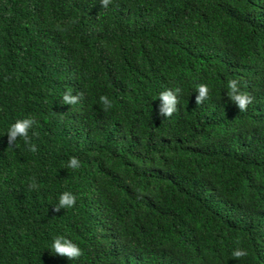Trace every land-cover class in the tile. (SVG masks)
Returning <instances> with one entry per match:
<instances>
[{
  "label": "trees",
  "instance_id": "16d2710c",
  "mask_svg": "<svg viewBox=\"0 0 264 264\" xmlns=\"http://www.w3.org/2000/svg\"><path fill=\"white\" fill-rule=\"evenodd\" d=\"M0 264H264V0H0Z\"/></svg>",
  "mask_w": 264,
  "mask_h": 264
},
{
  "label": "clouds",
  "instance_id": "9594fccd",
  "mask_svg": "<svg viewBox=\"0 0 264 264\" xmlns=\"http://www.w3.org/2000/svg\"><path fill=\"white\" fill-rule=\"evenodd\" d=\"M102 7L107 8L111 0H100ZM227 96L228 98L238 107L239 111H246L248 106L253 103V97L242 91L239 86V81L236 79H230L227 82ZM209 87L207 84L200 83L196 86L195 103L197 105L203 103L206 99L209 98ZM182 90L180 87L174 89H165L158 94V100L161 102L158 105L157 112L162 117H171L177 109L179 103L178 96L181 94ZM82 93H76L75 95L71 90H68L63 95V104L66 105H75L79 102ZM100 102L103 104L104 111H108L113 105L112 101L107 95L100 96ZM37 121L33 117H27L23 119H17L8 129V145L11 147L14 145L17 138H23L25 144L28 145V148L32 152H36L37 146L30 142V137L28 135L29 129L36 124ZM81 166V162L75 156L69 159L67 164L68 168L78 169ZM31 189H37V184L33 182L29 185ZM76 196L70 192L65 191L59 196V203L53 208V211L60 212L61 209L72 208L75 206ZM51 251L55 255L66 257L69 261L79 259L84 253L82 249L73 242L71 239L65 236H56L53 238L51 244ZM248 252L243 248H236L232 251V257L234 259H241L246 257Z\"/></svg>",
  "mask_w": 264,
  "mask_h": 264
}]
</instances>
